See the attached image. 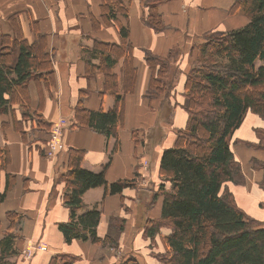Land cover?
<instances>
[{
  "label": "crops",
  "instance_id": "1",
  "mask_svg": "<svg viewBox=\"0 0 264 264\" xmlns=\"http://www.w3.org/2000/svg\"><path fill=\"white\" fill-rule=\"evenodd\" d=\"M122 2L127 8L126 16L118 13L116 21L106 24L102 20L100 0H0V40L4 35L13 36L8 22L13 15L18 16L25 35L30 34L29 20L37 21L39 31L46 35L54 86L42 90V105L39 106L37 89L29 82V112H37L46 125L59 119H65L68 124L61 133L64 152L47 157L42 151L49 128L40 127L45 128L40 134L34 130L31 138L24 142L20 133L14 130L11 116H0V148L7 150L10 158L5 170L0 171V194L5 190L6 176L11 184L0 203V235L10 225L7 213L20 216L16 234L10 230L16 237L13 245L16 254L10 256L13 257L11 264H49L53 256L63 254L76 257L73 264H116L124 255L134 257L139 264H150L148 256L152 258L153 252L159 251L150 248L151 240L143 233L148 220L160 217L163 200L160 188L170 189L169 182L163 181L159 175V164L162 151L174 144L175 131L186 124L183 93L191 52L208 33L227 32L246 25L249 13L242 6L236 7L235 0H218L221 6L212 0H157L156 10L165 29L156 32L144 22L148 14L145 0ZM188 2L193 6L189 8ZM173 8L181 10L182 15H172ZM121 26L127 29L129 46L120 36ZM94 40L114 45L119 53L110 52L109 48L101 52ZM176 48L181 50L176 62L180 72L178 80L167 98L149 99L146 92L151 72L145 54L150 52L166 58L175 54L173 50ZM55 53L59 56L53 59ZM108 79L111 80L109 89L122 97L123 106L115 150V139L81 126L76 118L80 103L89 111H107L113 107L114 96L105 92ZM13 108L17 121H20L19 106L13 105ZM29 126L24 125V129ZM257 130L264 132V119L246 112L229 139V149L241 167L246 185L226 183L237 206L254 220L246 206L264 202L261 169L264 156L252 155L253 150L264 154V148L257 147L258 144L264 145ZM70 149L82 151L80 167L84 170L99 173L108 163L105 171L107 184L131 181V186L121 193L110 194L98 187L82 194V202L87 208L97 207L100 211L96 226L99 239L108 234L111 218L123 221L124 228L115 250L118 255L112 248H103L101 244H92L88 240L74 239L66 243L58 229L60 223L70 221L69 210L62 200L65 183L60 179L68 168L67 151ZM245 155L247 158L242 157ZM241 157L247 161L246 166ZM245 168L247 176L243 173ZM260 178L262 186L258 185ZM259 211L264 212V208ZM257 222L264 226V221ZM169 233L168 228H162L154 237L161 250V239ZM39 243L46 250L35 252L26 260L25 249Z\"/></svg>",
  "mask_w": 264,
  "mask_h": 264
},
{
  "label": "trees",
  "instance_id": "2",
  "mask_svg": "<svg viewBox=\"0 0 264 264\" xmlns=\"http://www.w3.org/2000/svg\"><path fill=\"white\" fill-rule=\"evenodd\" d=\"M155 1L145 0L148 14L144 22L154 31L161 32L165 27ZM234 5L242 6L249 13V22L235 30L215 32L218 38L202 43L203 60L200 65L208 68L199 66L185 73L183 109L187 113L186 124L175 131L174 144L161 154L159 175L163 181L169 182L170 189L160 188L163 197L160 217L148 220L143 234L153 243L162 228L170 230L161 239L165 253L158 255V260L162 264H264V226L237 206L226 186V183H244L241 167L229 149L232 133L248 111L264 119V65L255 66L256 62H264V0H235ZM100 9L106 24L116 21L118 13L127 14L122 0H100ZM8 22L13 36L4 35L0 40V116H11L14 130L25 142L28 140L25 121L30 117L37 122L42 121L38 114L29 115L28 84L32 82L36 87L41 106L42 90L54 86V75L51 57L46 51V35L39 31L37 21L29 20L31 39L22 36L17 15L10 16ZM119 32L123 42L129 46L127 29L121 26ZM94 43L101 52L109 48L110 52L119 53L114 45L98 40ZM145 60L151 72L147 97L167 98L164 76L170 57H158L147 52ZM110 81H106L105 92L114 96L113 107L107 111H89L80 103L76 108V118L81 126L115 139V150L123 106L122 97L109 89ZM13 105L22 108L24 121H17ZM39 125L51 126L44 122ZM39 125L37 130H41ZM256 133L260 142L263 141L264 132L257 130ZM257 147L264 148V145L258 144ZM42 152L44 155V150ZM67 153L68 168L60 179L65 183L62 200L69 210L70 221L60 223L59 231L66 243L74 239L88 240L92 244L116 249L124 228L123 221L111 218L108 234L99 239L96 226L100 211L97 207L87 208L82 202V194L98 187H103L110 194L121 193L131 186V181L109 185L105 180L108 163L99 173H93L80 167L81 150L70 149ZM9 159L7 150L0 148V171L5 170ZM261 169L264 174V164ZM10 186L9 176H6L0 203ZM6 216L10 225L1 234V259L16 254L13 247L16 237L10 230L17 228L20 222L16 213H7ZM75 258L56 255L49 264H73ZM122 264L139 263L134 257H129Z\"/></svg>",
  "mask_w": 264,
  "mask_h": 264
},
{
  "label": "rangeland",
  "instance_id": "3",
  "mask_svg": "<svg viewBox=\"0 0 264 264\" xmlns=\"http://www.w3.org/2000/svg\"><path fill=\"white\" fill-rule=\"evenodd\" d=\"M188 1H191V0H188ZM213 2H215V3H217L219 6H221V3L220 2H218V0H212ZM126 2H127V0H126ZM124 5H125V3H124ZM188 5H189V8L191 7V6H193L192 4H190L189 2H188ZM201 6V5H200ZM189 8H187L186 9V11H188V9ZM208 12L209 13H211L212 12V10H208ZM172 15H176V17H179V16H181L182 15V12H181V10H176L175 8H173V13H172ZM166 17H168L167 16V14H166ZM171 17V16H170ZM172 18V17H171ZM68 24H70L71 22H70V20L68 19ZM178 29V28H177ZM178 31H182V29L181 30H179L178 29ZM22 36L24 37V38H27V36H29L27 39H31L32 38V35L31 34H28V35H25L23 32H22ZM210 38H218V35L215 33V32H212V33H210V35L208 36V35H204L203 37H202V40L198 43V45H197V47H196V49H195V51H192L191 53L193 54L192 55V57H191V59H190V63H189V65L187 66V68H188V70L186 71V72H189V71H192V70H195L196 69V67H207V66H203V65H200L201 63H202V60H203V57H202V54H201V51H200V48L202 47V43H205V42H207V40L208 39H210ZM173 52L175 53V54H173V55H171L170 56V58H172L173 60H170L169 61V64H168V68H167V71H166V74H165V76H164V78L166 79V91L168 90V92H169V90L173 87V85H174V83L176 82V79L178 80V76H179V74H180V72H179V70H178V66H177V64H176V62H177V59H178V56H179V54H180V52H181V50L179 49V48H176V49H174L173 50ZM57 56H59L58 55V53H57V55H56V53L53 55V59H56L57 58ZM216 61H221V59H216ZM260 65H264V62L262 63H260V62H257V63H255V66L256 67H258V66H260ZM208 68V67H207ZM185 72V73H186ZM169 84V85H168ZM172 84V85H171ZM185 98V97H184ZM29 106V105H28ZM19 110H20V112H22L23 110H22V108H20V106H19ZM28 112H29V108H28ZM35 114H38L37 112H35V113H33V114H31L30 112H29V115H32V116H35ZM33 118L34 117H30V119H27L25 122H26V124L25 125H30L29 126V128L28 129H26L25 131H26V133H29V137H28V134H27V136H26V138L27 139H30L31 137H30V133L32 134L33 133V131L34 130H36L37 132H39V134L41 133V132H44V130H45V128H41V130L39 131V130H37L36 128H37V125H39V124H41L42 125V121L40 122V121H36L35 119L33 120ZM42 119V118H41ZM24 121V119H23V117H22V113H21V120L20 121ZM40 126V125H39ZM40 127H44V126H40ZM50 128H51V126H50ZM50 128L48 129V132H49V130H50ZM241 133H242V130H241ZM38 134V135H39ZM37 135V136H38ZM34 136V135H33ZM42 138H44V134L42 135ZM251 149V148H250ZM253 151H255V152H253V156H256L257 158H260L259 156L260 155H262V156H264V154L262 153V152H259V151H257V150H253ZM252 152V151H251ZM247 155H245V156H242L243 158H247L246 157ZM241 157V158H242ZM242 158V161L244 162L243 164H244V166H246V164H247V161L246 160H244ZM243 173H244V175H246L247 176V173H246V168H245V172H244V170H243ZM247 181H249L250 182V179L247 177ZM243 186L244 185H246V179H245V182H244V184H242ZM258 185L259 186H262L263 184H262V181H261V178H260V180L258 181ZM263 191H264V189H262ZM258 200V199H257ZM264 208V202L263 203H261V204H259V203H256L255 204V206H253V207H251V206H246V210L248 211V213L250 214V215H252L255 219H256V221H259V222H263L262 221V219H263V217H264V212H261V211H259V209H263ZM13 230H14V233L16 234V229L15 228H13ZM6 232V231H5ZM4 232V233H5ZM1 236V235H0ZM102 245V244H101ZM163 246V245H162ZM102 247L104 248V246L102 245ZM150 248L152 249V250H154V249H159V251H155V252H153V254H154V256L151 258V257H149L148 256V260H149V263L150 264H160V261L158 260V255H160V254H163V253H165V251H164V246L162 247V250L160 249V247H158V244H157V242H153V243H151L150 244ZM107 249H108V247H107ZM116 249H118V248H116ZM116 249H112V251H113V253H115V254H117L118 255V251H115ZM70 256H72V255H70ZM74 257V256H73ZM127 256H123V257H120L119 259H118V261H117V263L116 264H122L125 260H127L128 258H126ZM13 257H7V258H4V259H1L0 258V264H11V262H10V260L12 259ZM75 259H77V258H75ZM58 262L59 263H61L62 261H60V260H58Z\"/></svg>",
  "mask_w": 264,
  "mask_h": 264
},
{
  "label": "built area",
  "instance_id": "4",
  "mask_svg": "<svg viewBox=\"0 0 264 264\" xmlns=\"http://www.w3.org/2000/svg\"><path fill=\"white\" fill-rule=\"evenodd\" d=\"M68 127L65 119H59L51 125L48 132V138L45 141L43 147L44 155L47 157H55L59 152H64V145L61 142V133L64 128ZM46 247L39 243L37 245H32L25 249L23 255L26 260L33 257L35 252L45 251Z\"/></svg>",
  "mask_w": 264,
  "mask_h": 264
}]
</instances>
